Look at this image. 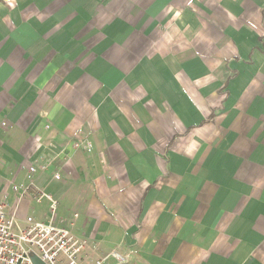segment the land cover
Returning <instances> with one entry per match:
<instances>
[{"label":"crops","instance_id":"obj_1","mask_svg":"<svg viewBox=\"0 0 264 264\" xmlns=\"http://www.w3.org/2000/svg\"><path fill=\"white\" fill-rule=\"evenodd\" d=\"M30 165L92 260L264 264V0H0L19 218L50 212Z\"/></svg>","mask_w":264,"mask_h":264},{"label":"built area","instance_id":"obj_2","mask_svg":"<svg viewBox=\"0 0 264 264\" xmlns=\"http://www.w3.org/2000/svg\"><path fill=\"white\" fill-rule=\"evenodd\" d=\"M80 143L75 141L73 145L77 147ZM85 147L90 149L88 143ZM36 169L29 166L30 182L22 188L21 197L31 196L37 202L46 199L49 215L19 218L14 211H8L4 200H0V264H36L35 260L41 264H102L110 257L118 262L126 260L127 254L115 248L99 258L92 260L88 257V239L72 231L73 222L56 216L59 199L34 187L31 175ZM53 176L59 178L58 173ZM30 188H33L31 195Z\"/></svg>","mask_w":264,"mask_h":264},{"label":"water","instance_id":"obj_3","mask_svg":"<svg viewBox=\"0 0 264 264\" xmlns=\"http://www.w3.org/2000/svg\"><path fill=\"white\" fill-rule=\"evenodd\" d=\"M35 263H36V264H41V263H40V262H38L37 260H35Z\"/></svg>","mask_w":264,"mask_h":264},{"label":"bare ground","instance_id":"obj_4","mask_svg":"<svg viewBox=\"0 0 264 264\" xmlns=\"http://www.w3.org/2000/svg\"><path fill=\"white\" fill-rule=\"evenodd\" d=\"M87 250H88V249H87ZM87 250H86V251H87ZM98 258H99V257H98ZM119 262H121V261H119Z\"/></svg>","mask_w":264,"mask_h":264},{"label":"rangeland","instance_id":"obj_5","mask_svg":"<svg viewBox=\"0 0 264 264\" xmlns=\"http://www.w3.org/2000/svg\"><path fill=\"white\" fill-rule=\"evenodd\" d=\"M4 124V123H3ZM28 168H29V166H28Z\"/></svg>","mask_w":264,"mask_h":264}]
</instances>
